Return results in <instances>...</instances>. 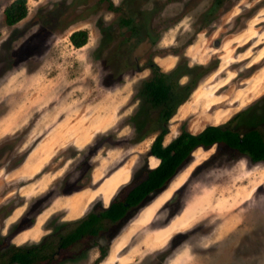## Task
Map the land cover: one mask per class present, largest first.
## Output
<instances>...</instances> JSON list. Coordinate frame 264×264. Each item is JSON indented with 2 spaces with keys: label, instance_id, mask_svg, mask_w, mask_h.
<instances>
[{
  "label": "rangeland",
  "instance_id": "1",
  "mask_svg": "<svg viewBox=\"0 0 264 264\" xmlns=\"http://www.w3.org/2000/svg\"><path fill=\"white\" fill-rule=\"evenodd\" d=\"M11 1L0 0V236L34 208L11 244L38 243L107 207L157 164L147 151L158 113L138 96L149 58L165 72L187 71L181 84L197 77L193 67L204 72L164 144L182 127L241 129L248 124L233 117L263 103L264 0H224L210 17L213 0H26V16L9 26ZM78 29L88 39L75 48L69 35ZM98 242L107 249L100 261L91 243L57 264H264V162L196 148Z\"/></svg>",
  "mask_w": 264,
  "mask_h": 264
},
{
  "label": "trees",
  "instance_id": "2",
  "mask_svg": "<svg viewBox=\"0 0 264 264\" xmlns=\"http://www.w3.org/2000/svg\"><path fill=\"white\" fill-rule=\"evenodd\" d=\"M223 1L213 0L204 16L213 15ZM26 2V0H13L4 8L6 25H14L26 16ZM112 8L116 9L113 6ZM120 22L129 26L131 32L137 29L131 19L121 18ZM87 39L88 33L85 29L75 30L69 35V41L75 48L84 46ZM145 67L149 70V76L142 82L138 96L145 105L157 110L158 113L159 131L147 151L148 156L158 160L157 164L154 167H147L141 177L125 185L110 200L107 207L89 211L72 223L53 228L52 232L45 235L38 243L11 244L10 235L31 225L32 220H25V216L34 211L30 205L14 225L15 230L0 236V264H57L59 256L81 255L91 243L98 247L97 261H100L106 256L107 249L98 240L109 231V226L121 221L130 209L140 205L151 193L160 190L196 148L208 149L215 145L245 154L253 162H264V100L263 103H254L233 117L247 123L248 126L240 129L228 125H207L196 133L182 127L171 141L164 144V137L169 132L170 118L188 99L196 86L197 77H201L204 72L198 67H193V70H197V77H191L181 84L179 78L189 73L181 71L179 65L165 72L152 58H149ZM80 248L83 249L79 250Z\"/></svg>",
  "mask_w": 264,
  "mask_h": 264
},
{
  "label": "crops",
  "instance_id": "3",
  "mask_svg": "<svg viewBox=\"0 0 264 264\" xmlns=\"http://www.w3.org/2000/svg\"><path fill=\"white\" fill-rule=\"evenodd\" d=\"M173 61L174 60L170 59V58H163L160 63H161V65L167 66L169 68L173 64Z\"/></svg>",
  "mask_w": 264,
  "mask_h": 264
},
{
  "label": "bare ground",
  "instance_id": "4",
  "mask_svg": "<svg viewBox=\"0 0 264 264\" xmlns=\"http://www.w3.org/2000/svg\"><path fill=\"white\" fill-rule=\"evenodd\" d=\"M119 179H120V177H119ZM113 187H114V186H113ZM108 194H109V193L106 192V194L103 195V196H105V199H107V197L109 196ZM90 195H92V194H90ZM107 195H108V196H107ZM84 200H86V199H83V197H81V199H78L79 206H81V204H83V203L85 202ZM33 239H36V237H34Z\"/></svg>",
  "mask_w": 264,
  "mask_h": 264
},
{
  "label": "water",
  "instance_id": "5",
  "mask_svg": "<svg viewBox=\"0 0 264 264\" xmlns=\"http://www.w3.org/2000/svg\"><path fill=\"white\" fill-rule=\"evenodd\" d=\"M219 43H220L219 40H216V41L214 42V46L217 47V46L219 45Z\"/></svg>",
  "mask_w": 264,
  "mask_h": 264
}]
</instances>
